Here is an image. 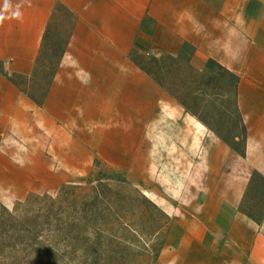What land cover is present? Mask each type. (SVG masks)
<instances>
[{
    "label": "crops",
    "instance_id": "0c3cea01",
    "mask_svg": "<svg viewBox=\"0 0 264 264\" xmlns=\"http://www.w3.org/2000/svg\"><path fill=\"white\" fill-rule=\"evenodd\" d=\"M58 3L74 27L42 105L0 71V197L51 194L98 158L133 170L147 160L139 173H149L152 154L166 149L158 138L171 129L173 103L131 56L179 57L191 46L195 70L214 60L240 79L245 157L219 143L195 148L187 187L197 200L176 214L162 199L173 225L156 264H264V219L242 209L253 174L264 177V0H0L7 74L33 77Z\"/></svg>",
    "mask_w": 264,
    "mask_h": 264
},
{
    "label": "rangeland",
    "instance_id": "374dc122",
    "mask_svg": "<svg viewBox=\"0 0 264 264\" xmlns=\"http://www.w3.org/2000/svg\"><path fill=\"white\" fill-rule=\"evenodd\" d=\"M66 16L61 11L55 14L49 57H43L45 65H39L37 79L19 80L25 93L36 101L43 99L60 63L72 28ZM185 49L188 55L194 51L191 46ZM132 55L133 61L158 75L166 88L157 84L172 98L171 129L158 138L166 149L155 150L151 170L143 175L139 167L146 170L147 160L133 170L128 165L118 169L98 158L86 176L51 194H30L24 200L0 197V264H156L173 225L162 199L177 206L176 214L189 210L194 198L197 200L187 187L197 176L200 150L195 148L219 143L236 154L232 146L244 151L245 132L237 112L234 77L218 67L206 68L202 74L190 71L186 58ZM154 58L165 59L158 66L151 61ZM1 140L0 134V144ZM149 189L160 198L149 194ZM37 196L52 197L57 207L50 210L49 202L31 208L23 205ZM7 199L13 200L12 204L6 205ZM242 209L257 218L264 214V181L257 172ZM25 210L30 212L27 219ZM56 213L69 224L59 225Z\"/></svg>",
    "mask_w": 264,
    "mask_h": 264
},
{
    "label": "trees",
    "instance_id": "16d2710c",
    "mask_svg": "<svg viewBox=\"0 0 264 264\" xmlns=\"http://www.w3.org/2000/svg\"><path fill=\"white\" fill-rule=\"evenodd\" d=\"M56 11L54 12L52 18H51V21L48 25V28L45 32V35H44V38H43V43H42V47H41V51H40V54H39V58H38V61H37V68H36V71H35V74L33 75L32 78H28V77H25V76H20V75H9L7 74L3 67H1L0 65V71L9 78V80L15 84L17 87H19L24 93L25 91L23 90L22 88V85L19 83V80L20 79H23V80H26V81H30L32 79H37V74H38V70H39V65L42 64L43 66L45 65L44 64V59L43 57H49V46H50V33L52 31V24L54 22V18H55V14H57L58 11H61L62 13H64L65 15H67L66 17L68 19L71 20L72 22V28H71V31L69 33V37L66 41V44H65V47L63 49V52H62V56H61V59L63 57V55L65 54L66 50H67V47L70 43V39H71V36H72V31H73V27H74V18H73V15L67 10V8L61 4V3H58L57 7H56ZM134 54V53H133ZM193 54V53H192ZM192 54L191 55H188V53L186 52V49H184L183 53L181 56L175 58V57H172V56H167L171 59H174V60H181L183 58H186L187 60V67L189 68L190 71H193V72H197V73H200L202 74L204 71H197L193 68V66L191 65V57H192ZM133 56V55H132ZM43 58V60H42ZM60 59V61H61ZM165 58H154L152 59L151 61L155 64V65H158L160 66L162 64V62L164 61ZM135 63L145 72L147 73L149 76H151L157 83H159L162 87H165L166 86L164 85V83L160 80V78L158 77V75L150 68H148L147 66H145L144 64L142 63H138L136 62V60H134ZM150 61V62H151ZM60 64V63H59ZM41 65V66H42ZM59 66V65H58ZM213 67H218L219 69L227 72L229 75H231L232 77H234L235 79V82H234V92H235V97H236V105H237V112L242 120V123H243V119H242V116H241V113H240V110H239V106H238V87H239V77L235 74H233L232 72H230L228 69H226L224 66H222L221 64H219L218 62L214 61V60H210L206 66L207 69L209 70H212ZM58 70V67L57 69L55 70V73L52 77V80L54 78V76L56 75V72ZM51 80V82H52ZM51 82L48 86V88L46 89L44 95H43V99L41 101H36V99L32 96H30V98L35 102L37 103L38 105H42L43 103V100L45 99L48 91H49V88H50V85H51ZM26 94V93H25ZM243 126H244V132H245V146H246V139H247V128L245 126V124L243 123ZM232 148L242 157H245V148H244V151L243 152H239L236 148H234V146H232ZM260 178L264 181V177L257 173ZM253 182V179L251 181V183ZM251 186V184H250ZM249 186V187H250ZM249 191V190H248ZM42 202H49V207H50V210H53L54 208L57 207V202L55 199H53L52 197H41V196H37V197H31L29 199H27V201L23 204L25 206H27L28 208H31L34 204H40ZM246 215H248L249 217L253 218L256 222L258 223H261L264 219V214L261 218H257L252 212H247V211H243ZM25 214V218L27 219L29 216H30V212L28 210H25L24 212ZM57 218V223L59 225H62L64 227L63 224H69V222L67 220H63L62 218H60L58 216V214L56 213L55 214ZM13 216V215H12ZM66 222V223H65ZM68 226V225H67Z\"/></svg>",
    "mask_w": 264,
    "mask_h": 264
},
{
    "label": "clouds",
    "instance_id": "9594fccd",
    "mask_svg": "<svg viewBox=\"0 0 264 264\" xmlns=\"http://www.w3.org/2000/svg\"><path fill=\"white\" fill-rule=\"evenodd\" d=\"M13 15H14L16 18H20V13H19V11L13 13ZM4 19H5V17L3 16V14H0V23H2Z\"/></svg>",
    "mask_w": 264,
    "mask_h": 264
}]
</instances>
